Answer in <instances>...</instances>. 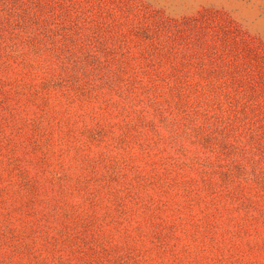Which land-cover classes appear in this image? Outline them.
<instances>
[{
    "label": "rangeland",
    "instance_id": "obj_1",
    "mask_svg": "<svg viewBox=\"0 0 264 264\" xmlns=\"http://www.w3.org/2000/svg\"><path fill=\"white\" fill-rule=\"evenodd\" d=\"M0 264H264V0H0Z\"/></svg>",
    "mask_w": 264,
    "mask_h": 264
}]
</instances>
